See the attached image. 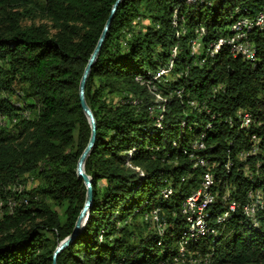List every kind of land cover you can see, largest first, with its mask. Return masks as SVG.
Segmentation results:
<instances>
[{
  "label": "trees",
  "instance_id": "1",
  "mask_svg": "<svg viewBox=\"0 0 264 264\" xmlns=\"http://www.w3.org/2000/svg\"><path fill=\"white\" fill-rule=\"evenodd\" d=\"M114 2L0 0V264H52L73 231L90 137L78 86ZM263 12L264 0L119 4L85 88L93 203L57 264H264V28L247 33L253 61L208 53ZM206 184L195 240L184 206Z\"/></svg>",
  "mask_w": 264,
  "mask_h": 264
},
{
  "label": "water",
  "instance_id": "2",
  "mask_svg": "<svg viewBox=\"0 0 264 264\" xmlns=\"http://www.w3.org/2000/svg\"><path fill=\"white\" fill-rule=\"evenodd\" d=\"M123 0H115L110 14L105 22V25L103 27V30L99 36V39L93 49L92 54L90 55V58L87 61V64L84 68L82 77L80 79L79 82V86H78V99H79V104L81 107V110L84 114V116L86 117L89 127H90V137L88 140V143L86 145V147L84 148V150L82 151L80 157L78 158L77 161V165H76V176L78 179H81L85 188H86V194H85V201H84V205L76 219L73 231L71 233L70 236H68L67 238H65L62 242H60L58 244V246L56 247L54 253H53V262L52 264H57L56 263V259L57 256L64 250L66 249L69 244L72 242V240L75 238V236L83 229V227L85 226L88 217H89V213H90V209L93 203V189H92V182H91V178L85 173L84 171V165L85 162L87 160V158L89 157L93 147L95 146V141H96V121L95 118L91 112V109L89 108L86 99H85V88H86V82L87 79L89 77L90 71L92 69V67L94 66V64L96 63V60L99 56L100 50L102 48V45L106 39L107 33L110 29L111 26V22L113 20V17L115 15V12L119 6V4L122 2Z\"/></svg>",
  "mask_w": 264,
  "mask_h": 264
},
{
  "label": "bare ground",
  "instance_id": "3",
  "mask_svg": "<svg viewBox=\"0 0 264 264\" xmlns=\"http://www.w3.org/2000/svg\"><path fill=\"white\" fill-rule=\"evenodd\" d=\"M189 1L190 2H195V0H189ZM257 23H264V12L260 13L253 20H250V24H257ZM233 27H235L234 31H232L234 33V36L231 37V38H228V39L220 40L216 44L211 45V48L208 50V53L210 54V56H213L214 54H216V52L219 51V49H222V48H225V47L226 48L229 47L231 49V52H235L237 49H240L241 46L244 45V37L245 38L247 37V33L251 29L256 28V27H246V28H244L243 21H240L239 23H237ZM241 34H242V37H235V35H241ZM253 56L254 55H253L252 50H251L250 53H249V58H244V59L247 60V61H253ZM191 105L194 106V107L196 106V104H191ZM203 107L204 106H201L200 109L203 110L204 109ZM22 116L28 118V117H30V114H29V112H23ZM158 120H162V118L159 117ZM158 127H160L159 124H158ZM208 188H209V186H208V184H206L205 185V189L207 191H208ZM162 195H163V197L165 199H167V198L170 197L171 193H170V191L166 190V191L163 192ZM248 196L252 197L251 194H249ZM212 203H213L212 196H210V194H209V200H208V194H205L204 199H203V201H202V203L200 205H197V206L196 205H191V212L189 214H187V215L197 217V219L195 221H192L191 224H190L189 233L191 234V238H195V240L198 239L199 238L198 237L199 234H201V232L204 231L203 228H202V222L203 221L201 219V216L204 214L203 212H205L207 207L209 205H211ZM242 210L244 211V213L248 217H250V219L252 221H254V215L256 213L255 212L256 209H255L254 204L253 205L250 204V205L244 207ZM234 212H235V207L232 206L230 208V210H229V213L226 214L224 219L229 218V216H230L229 214H234ZM183 213L185 214V212H183ZM208 260H209V257L205 258L204 264H207L209 262ZM198 263H199V261H196V260H192L191 261V264H198Z\"/></svg>",
  "mask_w": 264,
  "mask_h": 264
},
{
  "label": "built area",
  "instance_id": "4",
  "mask_svg": "<svg viewBox=\"0 0 264 264\" xmlns=\"http://www.w3.org/2000/svg\"><path fill=\"white\" fill-rule=\"evenodd\" d=\"M243 25H244V28H246V27H259V28H264V23L250 24V20H245V19H243ZM234 28L235 27H230V31H234ZM202 34H203V30L201 29L200 38L202 37ZM235 37H242V34L241 35H235ZM223 38H225V37H221V40ZM252 49H254V48H253V45L250 42L249 38H245L244 37V45L241 46L240 49H237L235 52H232L231 54H233L235 56H239V57H241L244 60V58H249V53H250V51ZM163 78L164 77H162V79ZM177 93H178V91L176 92V94ZM2 121L3 120L1 119V116H0V125H2V123H3ZM257 142H258V140L256 141V143H254V146L252 147V150H250L249 152H247V153H249V155H251V151L257 150V147H256ZM201 149H203V148H201ZM206 194H208V200H209V191L206 190ZM184 208H185V215H187V214H189L191 212V205L184 206ZM205 257H208V256H205Z\"/></svg>",
  "mask_w": 264,
  "mask_h": 264
},
{
  "label": "rangeland",
  "instance_id": "5",
  "mask_svg": "<svg viewBox=\"0 0 264 264\" xmlns=\"http://www.w3.org/2000/svg\"><path fill=\"white\" fill-rule=\"evenodd\" d=\"M212 2H214V0H212ZM198 46V45H197ZM196 52L197 51H199V46L198 47H196ZM33 184H34V181L32 180V179H28V180H26V182H25V188L26 189H29L30 187H32L33 186Z\"/></svg>",
  "mask_w": 264,
  "mask_h": 264
}]
</instances>
